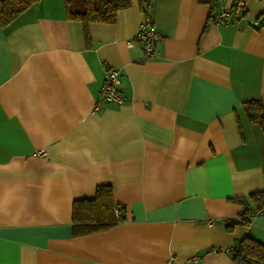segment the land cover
Returning <instances> with one entry per match:
<instances>
[{"label": "crops", "instance_id": "0c3cea01", "mask_svg": "<svg viewBox=\"0 0 264 264\" xmlns=\"http://www.w3.org/2000/svg\"><path fill=\"white\" fill-rule=\"evenodd\" d=\"M150 2L151 58L128 46L141 0L86 26L39 0L0 26V264H234L244 236L264 243V216L226 229L231 200L264 190L243 107L264 102V0L221 26L213 0ZM104 66L124 102L96 111ZM102 185L124 219L74 235L73 202Z\"/></svg>", "mask_w": 264, "mask_h": 264}, {"label": "trees", "instance_id": "16d2710c", "mask_svg": "<svg viewBox=\"0 0 264 264\" xmlns=\"http://www.w3.org/2000/svg\"><path fill=\"white\" fill-rule=\"evenodd\" d=\"M38 1L0 0V26H10L17 16ZM63 6L68 20L79 21L86 26L89 23H113L119 11L131 6V0H63ZM150 7V0H141V9L146 15ZM234 10L237 12L236 6ZM209 24L206 23L205 29ZM243 107L248 122L257 125L264 135V102L249 99L243 102ZM231 201L241 210L235 219L226 223L227 230L235 225L249 226L254 217L264 216V190ZM116 211L119 212L118 216ZM121 212L122 207L112 200L110 186H99L93 199L73 202V234L88 235L107 230L124 219ZM230 256L234 264H264V243L246 235L231 248Z\"/></svg>", "mask_w": 264, "mask_h": 264}, {"label": "built area", "instance_id": "2783aa9c", "mask_svg": "<svg viewBox=\"0 0 264 264\" xmlns=\"http://www.w3.org/2000/svg\"><path fill=\"white\" fill-rule=\"evenodd\" d=\"M218 7L217 12L211 18L212 25L221 26L231 23L234 15V6L237 9H245V0H232L230 6L229 0H214ZM251 26L260 28V24L257 21L250 22ZM161 39V35L157 30V27L153 19L146 15L144 20L139 24L135 38L128 43L129 47L134 44H138L142 50L145 58H151L155 55L156 44ZM121 75L118 69L104 66L103 81L99 89V99L95 103L94 110H100L104 105H121L124 102V98L121 94ZM118 216L119 212H115ZM194 260L197 258L194 257Z\"/></svg>", "mask_w": 264, "mask_h": 264}]
</instances>
